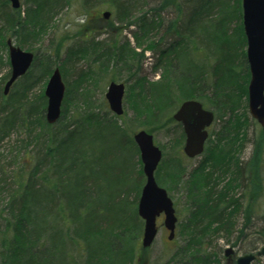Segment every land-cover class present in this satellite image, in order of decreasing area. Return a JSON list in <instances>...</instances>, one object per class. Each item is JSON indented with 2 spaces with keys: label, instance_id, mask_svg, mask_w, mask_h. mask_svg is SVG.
Here are the masks:
<instances>
[{
  "label": "trees",
  "instance_id": "1",
  "mask_svg": "<svg viewBox=\"0 0 264 264\" xmlns=\"http://www.w3.org/2000/svg\"><path fill=\"white\" fill-rule=\"evenodd\" d=\"M139 2L23 0L21 9L0 0V68L9 65L8 57L4 59L8 38L30 51V42L47 35L65 7L77 3L84 16L77 23L78 38L65 47L61 63L56 62L64 39L35 53L25 80L14 82L9 96L3 93L9 70L0 74V142L20 128L33 133L34 145L32 151L31 141L25 142L23 154L18 150L8 163L10 174L0 179V264H145L140 257L147 250L140 245L143 220L137 214L145 178L141 168L136 173L138 149L125 122H119L125 111L113 114L95 92L108 74L112 81L121 70L135 77L125 81L131 126L137 121L149 133L166 128L174 122L179 103L192 98L214 112V121H221L218 131L209 133L204 158L188 171L177 152L176 145L184 141L178 123L172 147L176 155L163 159L155 171L167 192L172 189L169 181L183 192L188 212L177 232L184 242L170 264H220L203 244L214 235L228 238L241 214L247 226L254 206L264 198V129L253 139L248 159L228 154L236 140H247L243 129L250 121L241 0H161L146 10H139ZM100 7L111 12L107 29L92 25L90 12ZM166 9L175 14L170 20L160 15ZM126 29L132 43L121 36ZM104 30L108 36L103 39L84 33ZM147 51L153 59L151 71L159 75L155 80L139 74ZM80 61L88 68L69 81L66 64ZM35 66L39 74L32 81ZM53 67L60 70L65 94L59 119L49 124L43 91L30 93L38 79L46 82ZM214 133L217 145L211 140ZM103 139L115 145L108 151V168L113 171L115 157L120 171L109 177L108 199L100 203V193L102 198L106 194L91 171L99 165L93 157L102 156ZM225 141L228 146L219 147ZM243 227L235 230L238 236Z\"/></svg>",
  "mask_w": 264,
  "mask_h": 264
},
{
  "label": "rangeland",
  "instance_id": "2",
  "mask_svg": "<svg viewBox=\"0 0 264 264\" xmlns=\"http://www.w3.org/2000/svg\"><path fill=\"white\" fill-rule=\"evenodd\" d=\"M161 0H140L138 3V8L139 10H146L148 8H153L159 4ZM197 1V0H194ZM196 3V2H194ZM20 6L21 9L24 8L23 0H20ZM109 9L106 7H100L99 9L92 10L91 15L93 18V26H96L99 29H107L109 27V18H104L102 16V13L104 11H108ZM110 11V10H109ZM89 13V14H90ZM160 15L164 19H172L175 14L172 12L170 9H166L163 12L160 13ZM84 16H82L81 9L79 8L77 3L72 4L70 7H65L63 10H61L59 13L56 14L55 16V22H54V27L50 30V32L45 35L41 40L39 41H31V49L30 51L34 54H41L45 51V49L50 45V42H56L59 41L60 39H64V47L61 51V57L56 63H61L63 60V55L65 51V47L67 45H72L75 43L78 37H75V32L78 30V24L83 21ZM131 29V28H130ZM88 36H92V34H95L96 39H103L108 36L107 30H104L102 32H93V33H87ZM85 35V34H84ZM121 36H126L127 38L130 39L131 43L132 38L131 34L129 32V29L125 30L122 32ZM157 36H160V34H157ZM13 41L15 42V39L13 38ZM26 47V46H25ZM6 56V57H5ZM199 56V55H198ZM8 57V52L6 51L4 53V59H7ZM145 59L143 60L142 64V69L140 71V75H145L149 80H155L159 77L157 73H153L151 71V65L153 63V59L151 57V53L149 51L145 52ZM54 68V67H53ZM66 68L68 70L66 77L69 81H71L73 78L77 76V73L79 72L80 69L86 70L88 67L85 65L84 62L80 61L77 62L75 65L71 64H66ZM10 69V66H3L0 68V74L7 73V71ZM32 73L30 75L31 79L33 81L34 77L35 79L37 78L39 74V69L37 66L32 68ZM107 80L106 82L103 81L98 84V87L96 88V97L98 99H105V92L106 88L109 81L110 74L107 75ZM25 77L22 76L19 78L18 83L20 84L21 81L25 80ZM115 81L116 82H124L127 81V83H130L134 81V78L130 77L129 73L126 71H119L118 73L115 74ZM48 77H46V82H47ZM37 81V80H36ZM46 82L44 83V80L40 81L38 79L37 82L34 83L33 89L30 93L31 96L38 94L40 91H43L44 93V88L46 85ZM125 83V84H127ZM4 84V83H3ZM65 84V83H64ZM16 86H12L9 89V92L6 94V96L11 94L12 88L14 89ZM95 87V86H92ZM65 94V92H64ZM126 94V90H125ZM64 99V97H63ZM63 103V101H62ZM123 106H124V111L125 113L120 117L119 122H125L126 128L130 130V135L133 138L134 132L142 129V125L134 121L133 126L129 124L130 119L129 115L131 114V110L127 108L126 104V98L124 95V101H123ZM62 107V105H61ZM209 108V107H208ZM210 109V108H209ZM72 110V107L70 108ZM248 113V110H247ZM249 115V113H248ZM250 117V115H249ZM246 127L243 129L246 132L247 140L246 141H238L236 140L234 144L231 145L234 149H230L228 152L229 155L231 156H238L242 160H246L249 158V156L252 153V148L253 144L252 141L253 139L259 135L262 131V128L259 123H257L254 119L250 117V121L246 122ZM221 121H214L213 124L209 127V132L214 130L215 133L218 131L220 128ZM179 125L177 122H171L166 128L163 129H155L152 134L154 138V142L156 145H158L163 152V159H169L172 158L176 155L175 150L172 148L175 145L174 142V136L178 133L179 131ZM182 130V128H181ZM241 130V128H240ZM264 131V130H263ZM214 133V136H211V140L214 141V144L217 145L218 137H216V134ZM33 137V133H28L27 131H24L20 128H16L13 131L9 133L7 137H5L1 142H0V153H1V159H0V179L4 176V174L7 172L10 174L11 167L8 165L13 159V157L18 153V150L22 148L25 142L30 143ZM103 144L100 147L103 148V152L101 153L102 156H99L98 158L93 157L95 160H97V163L99 164L94 168V171H91V176H94L97 180V184L106 194V197L102 198L101 193L99 195V202L102 203L108 199V193L110 191V184L108 183L109 177L113 178V173L120 171V166H119V161L113 157V171L108 168V164L106 163L107 158H108V151L109 149L115 148L114 144H110L107 142L105 139H103ZM229 142V141H227ZM227 142L219 145V147L223 146L226 148ZM184 141L180 145H176L177 147V152L180 155V161L186 168V170H190L194 166L198 165L200 161L204 158L205 152L200 154L199 156L189 158L187 157L182 150ZM240 144V151L238 148V145ZM29 146V150L33 151L34 145L33 141H31ZM230 145V144H229ZM108 148V149H107ZM137 148V146H136ZM21 153L23 154V151L21 149ZM22 154L21 157H22ZM139 158V153H136V173L138 174L139 169L141 168L142 171V164L141 161L139 163L138 161ZM140 160V158H139ZM161 160V161H162ZM161 163V162H160ZM8 165V166H7ZM169 185L171 186V192H168L169 196L171 197L174 207H175V212L178 217V222L176 224V238H173L171 241L167 239L168 231L163 227L162 223V215L157 218V225L159 227L158 233L156 236L155 241L152 243V245L147 248V250L143 253H141L140 257L145 258V264H170L171 260V255L172 253L178 248L184 241L182 239L183 236L180 234H177L179 230V225L182 221H184L187 217V206H186V200L185 197L183 196V192L178 189V186L175 184H172L169 181ZM2 195H0V206L2 204ZM254 210L251 212V220L249 224L245 227H243V216L242 214L239 216V218L236 219V225H235V230L243 227V234L241 236H238L237 231H233L232 234L227 238L226 236H213L208 238L204 245V250L207 253H214L215 256L217 257L218 261L220 264H234V261L237 256L242 255L243 253L253 251L256 252L260 250L264 246V220H263V210H264V198L261 199V201L254 206ZM226 247H232L233 248V253L230 254L228 257L224 256L223 251ZM252 264H264V254L258 255L256 259L252 262Z\"/></svg>",
  "mask_w": 264,
  "mask_h": 264
},
{
  "label": "water",
  "instance_id": "3",
  "mask_svg": "<svg viewBox=\"0 0 264 264\" xmlns=\"http://www.w3.org/2000/svg\"><path fill=\"white\" fill-rule=\"evenodd\" d=\"M12 8L20 7V0H8ZM242 25L246 37V60L249 66L250 79L247 86V107L251 118L264 127V0H241ZM109 18L110 11L102 13ZM10 75L3 93L19 77L23 76L31 66L34 54L15 45L11 38L6 40ZM125 84L110 81L105 92L109 109L116 115L123 113V95ZM65 92V84L60 70L55 67L47 79L44 96L46 97L45 119L54 124L60 117L61 105ZM173 119L182 125L185 134L183 152L188 157L202 153L208 137V127L214 119V113L204 108L196 99H186L180 103L173 113ZM133 139L139 149L142 171L145 176L137 202V213L143 220L140 238L142 248H148L158 233L157 217L163 215V226L169 232L168 239L175 234L177 216L172 199L165 188L157 184L154 172L162 158V151L154 144L152 134L144 129L134 133ZM233 253L232 247L224 250L225 256ZM264 254V246L254 253H246L237 257L235 264H252L256 256Z\"/></svg>",
  "mask_w": 264,
  "mask_h": 264
},
{
  "label": "flooded vegetation",
  "instance_id": "4",
  "mask_svg": "<svg viewBox=\"0 0 264 264\" xmlns=\"http://www.w3.org/2000/svg\"><path fill=\"white\" fill-rule=\"evenodd\" d=\"M107 105H108V103H107ZM182 128V127H181ZM183 131V130H182ZM184 141H185V138H184ZM184 144V143H183Z\"/></svg>",
  "mask_w": 264,
  "mask_h": 264
}]
</instances>
